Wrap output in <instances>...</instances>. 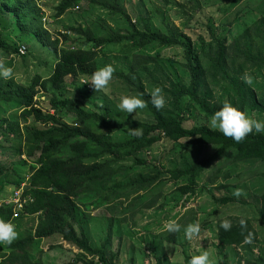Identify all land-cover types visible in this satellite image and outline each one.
Segmentation results:
<instances>
[{
	"label": "trees",
	"instance_id": "obj_1",
	"mask_svg": "<svg viewBox=\"0 0 264 264\" xmlns=\"http://www.w3.org/2000/svg\"><path fill=\"white\" fill-rule=\"evenodd\" d=\"M244 1L226 0L229 4L226 13ZM83 2L89 12L98 11L101 15L91 24L86 21L66 27V31L78 37L66 47L69 35L60 34L53 39L43 27L42 9L37 0H0V56H19L20 45L33 42L56 56V64L47 77L33 75L27 84L18 83L13 77L0 78V137L6 144H0V149L19 157L20 167L26 166L27 161L31 163L33 174L26 192L33 196L34 202L25 205L23 213L34 217L42 212L33 231L22 233L17 226L24 215L13 219L11 208H0V219L15 223L18 233L11 244L0 243V264H46L34 255L39 252L41 242L54 235H60L80 251L74 256L75 263L118 264L117 256L107 250L111 241L109 233L99 244L90 240L82 225L89 216L81 207L100 209L99 206L121 198L123 193L150 188L165 176L181 182L178 191L182 195L193 196L202 176L209 171L207 167L220 158L230 156L236 163L264 162V134L252 133L237 143L206 124L186 125L193 114L191 108L210 119L224 102L248 113L264 115V11L260 20L253 21V26L230 43L211 29L210 43L206 44L200 37L196 50L190 39L184 41L175 26L166 25L161 31L154 29L148 19L151 11L147 9L133 22L122 0H58L53 8L54 17L61 18L77 6L80 10ZM202 2L185 0L184 4H192L187 12L186 6L175 0H162L170 10L175 5L179 17L191 16L202 7ZM261 2L264 6V0ZM161 19L164 26L167 20ZM119 44L131 45L128 48L131 63L127 73L114 72L112 80L126 95L142 94L146 106L141 111L145 116L116 111L110 96L104 91L95 92L87 83L91 73L99 68L98 49ZM149 46L181 48L186 62L183 74L188 76V81L176 75L171 78L162 59L151 51L146 52ZM26 55L19 57L24 59ZM45 64L43 60L39 62L40 67ZM245 77H250L251 82L246 83ZM73 85L78 96L74 100L69 95ZM156 86L165 98L159 110L150 103L149 93ZM60 91L64 92L63 98H59ZM41 93L44 103L40 100ZM44 104L54 115L42 112L40 107ZM63 111L73 115V123L60 118ZM27 119L31 123L21 128ZM139 127L142 129L139 138L129 135L128 128ZM162 135L179 147V163L172 164L173 169L167 172L147 168L148 163L140 158L162 140ZM197 146H214L216 151L209 158L198 160ZM127 159L134 160L135 166L123 165ZM138 166L149 172H141L126 181L127 173ZM22 172L12 162H0V197L7 187L21 185ZM105 191L109 194L102 197ZM230 202L234 199L220 200L222 205ZM257 208L259 222L264 225V193ZM245 221L243 229L239 223H232L228 231L218 226L217 241L220 246L242 249L243 264H264V241L255 254L257 232L252 223ZM111 227L108 226L109 231ZM182 231L166 233L164 239L180 245ZM190 257L184 251V264ZM157 263L160 264L159 258Z\"/></svg>",
	"mask_w": 264,
	"mask_h": 264
},
{
	"label": "rangeland",
	"instance_id": "obj_2",
	"mask_svg": "<svg viewBox=\"0 0 264 264\" xmlns=\"http://www.w3.org/2000/svg\"><path fill=\"white\" fill-rule=\"evenodd\" d=\"M133 21L142 10L147 9L149 13V22L153 23L154 29L161 31L166 25H173L179 29L180 34L191 43L196 50L199 49L198 38L205 40L206 44L211 40V29L217 37L228 41L236 38L247 28L253 26V21L260 20L264 11L261 0H246L243 3L234 6L226 13L228 7L226 0H203L202 7L194 12L191 16L179 17L177 7L173 5L170 10L164 7L162 0H122ZM186 6L187 12L192 4H184L185 0H175ZM39 6L45 11V27L50 31L52 38H56L61 32L66 31V27L78 25V23L90 24L96 21L101 15L100 12H89L87 4L83 2L79 11H71L64 14L60 19L54 17L53 8L58 0H37ZM89 14L87 15V13ZM86 13V14H85ZM162 13V14H160ZM161 17L167 20L162 26ZM91 27V26H90ZM68 47L78 37L72 33L68 34ZM27 47V55L23 58L15 57L10 60L11 56H0V64L13 68V78L21 84H27L31 81L33 75L47 77L51 74V67L56 64V56L46 53L36 42L31 44H22ZM65 45H61L63 48ZM73 46V45H71ZM131 45L119 44L109 45L98 51L99 58L97 63L99 67L104 64H111L115 71L127 73L130 68L131 57L128 48ZM151 51L162 59V64L167 68L171 78H182L188 81V76L183 74L186 70V62L183 50L176 48H159L149 46L146 52ZM47 64L40 67L39 62ZM257 79H261L258 74ZM210 80L207 78V81ZM75 86H70L69 95L73 100L78 96L74 90ZM59 98H63V91L57 92ZM106 96H110V102H113L115 110L119 103L121 95H126L121 91V87L111 80L104 91ZM131 94V93H130ZM40 100L44 103V95L40 94ZM187 102H185L186 104ZM82 104V103H81ZM40 109L44 114L54 115L44 106ZM6 110H9L6 108ZM142 109L136 110L140 116H145ZM193 114L190 121L186 122L187 126L196 124H206L208 120L196 110L191 108ZM10 112V111H9ZM8 112V113H9ZM64 112V111H63ZM122 113V112H120ZM255 114L256 119L264 120V115L259 112H250L249 115ZM133 116L135 112L132 113ZM6 116L7 113H6ZM60 118L68 123L74 122L72 114L60 113ZM146 118V117H144ZM31 119L27 123L23 121V126H29ZM209 127V126H208ZM211 128V127H209ZM212 130H217L213 129ZM0 137V144L6 145ZM179 147L173 143L162 139L156 142L150 150L140 155V158L147 164V168H154L163 172L171 171L172 164L179 163ZM198 160L207 159L215 151L216 147H195ZM10 161H19L18 157L10 156L9 152L0 149V162L8 164ZM123 165L130 167L135 166L134 160L127 159ZM213 166H209V171L205 172L196 189V195L184 196L178 191L181 182L171 180L169 176L162 177L153 187L144 191H129L123 193L121 199L114 200L99 206L90 208L85 212L90 213L92 217L89 220H83L82 225L89 232L92 243L99 244L109 233L111 241L107 247L108 252L117 256L118 264H184V251L186 254H199L203 250H208L214 264H243L240 259L243 257V250L238 247L220 246L217 241L218 226L224 219H229L232 223H239L244 219L252 223L253 229L257 232L258 243L254 250L258 253L264 241V225L259 222L257 207L260 206L261 196L264 193V162H234L230 156L220 158L215 161ZM27 169V167L25 168ZM26 171V170H25ZM136 174H135V173ZM141 172H149L147 169L138 166L130 173L127 178L133 179ZM124 180V179H123ZM111 185V184H108ZM239 188L241 196H233V190ZM10 188L6 189L9 194ZM108 192H103L102 197L107 196ZM225 198L234 199V202L222 205L220 200ZM83 208V207H82ZM84 209V208H83ZM175 214L174 218L178 219L181 230L189 223L199 222L201 232L197 238L192 241H186L183 231L180 235V245H173L164 239L167 232L160 231L162 222L169 218L170 214ZM37 220L26 217L17 226L20 232L33 231ZM112 225L109 231L108 226ZM36 252V251H34ZM41 252V253H40ZM76 249L66 245L60 236H52L41 242V248L36 256L37 259L43 260L46 264H78L75 263L74 256ZM133 261V262H132Z\"/></svg>",
	"mask_w": 264,
	"mask_h": 264
},
{
	"label": "clouds",
	"instance_id": "obj_3",
	"mask_svg": "<svg viewBox=\"0 0 264 264\" xmlns=\"http://www.w3.org/2000/svg\"><path fill=\"white\" fill-rule=\"evenodd\" d=\"M79 8L80 7L77 6L71 11H79ZM43 11L44 10L42 9V14H43L42 15V25L46 30H48L44 24L45 20L48 19V15L45 16V13H44L45 11L44 12ZM71 11H68V12H71ZM57 19H60V18H57ZM69 33L71 32L63 31L60 34L68 35ZM56 38H53V39H56ZM19 53H20L19 56L27 54V47H25L24 45H20ZM10 56H11L10 60H14L15 57L17 58L19 57L17 55H10ZM114 71L115 69L111 64H104L102 67L97 68L94 72L91 73L89 82L87 83L95 90V92L106 91L109 82L113 79ZM11 77H13V68L0 64V78L8 79ZM245 82L250 83L251 78L245 77ZM149 95H150V103L155 109L159 110L164 106L165 98H164V95L162 94V90L160 87L158 86L153 87ZM145 106L146 104L142 98V94H127V95L120 96L119 103L116 105V108L119 112L127 113L128 115L135 112V115H136L137 114L136 110L143 109L145 108ZM19 113H21V111ZM22 126H23V123L21 124V128ZM208 126L213 129H217L220 133L223 134V136L230 137L234 142H237V143L242 141L249 134H252V133L264 134V120L256 119L254 113L249 115L246 109L240 110L232 106L228 102H224L218 110L214 111L211 114L210 119L208 120ZM128 133L129 135L133 137L139 138L142 135V129L140 127L136 129L128 128ZM163 136L164 135H162V139L166 140L165 138H163ZM14 157H17V156H14ZM21 159L26 160V157L22 156ZM10 162L15 164L21 171H23L22 172L23 182L18 188H12V187L6 188V189L10 188L11 191L9 194H6L5 193L6 190H5L3 195L0 197V208H3V207L11 208L13 219L20 217V215L21 216L24 215L23 219H25L26 217H30V216L23 213L24 206L27 204H32L34 202L33 196H31L30 194H27L26 192V188L28 186L29 180L33 174V171L30 170L31 163L27 161L26 166L20 167L19 164H17L19 161L18 162L10 161ZM26 167L27 169H25ZM16 194H18L17 199L19 203L14 201L16 199ZM232 194L235 197H239L241 196L242 193L239 188H235ZM81 210L85 212L86 209H83L81 207ZM85 213L89 216V219L90 217H92L90 213H87V212ZM40 215H42V212L34 214L33 215L34 217L31 216V218L36 219L37 224H38V217ZM174 216H175L174 213L170 214L169 218L162 222L160 231H164L167 233H176L181 230V225L178 223V219L174 218ZM239 224H240V227L243 229L246 226V221L244 219H240ZM15 225L16 224L11 222L10 220L0 219V243L11 244L17 238L18 233L15 230ZM73 227L75 231H77V226L75 224H73ZM219 227L225 231H228L231 228V221L229 219H224L220 222ZM200 232H201V226L199 222L189 223L183 228V235L186 241H192L194 238H197ZM77 233L79 235L78 231ZM250 236H251V232L248 233V237ZM248 237H245V241H244L245 243L248 242ZM63 242L66 245L71 246L72 248L76 249L75 247L70 245L68 242H65V241ZM79 252L80 251L77 250V252H74V253L78 254ZM187 264H214V261L210 257L209 251L203 250L199 254L191 255L190 259H188L187 261Z\"/></svg>",
	"mask_w": 264,
	"mask_h": 264
},
{
	"label": "built area",
	"instance_id": "obj_4",
	"mask_svg": "<svg viewBox=\"0 0 264 264\" xmlns=\"http://www.w3.org/2000/svg\"><path fill=\"white\" fill-rule=\"evenodd\" d=\"M17 196H18V194H16V199L14 200L15 202H18ZM18 203H19V202H18ZM19 206H20V205H19Z\"/></svg>",
	"mask_w": 264,
	"mask_h": 264
}]
</instances>
